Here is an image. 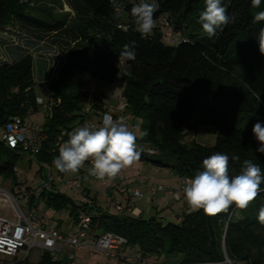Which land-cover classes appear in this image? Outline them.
<instances>
[{
  "label": "trees",
  "instance_id": "trees-1",
  "mask_svg": "<svg viewBox=\"0 0 264 264\" xmlns=\"http://www.w3.org/2000/svg\"><path fill=\"white\" fill-rule=\"evenodd\" d=\"M52 1L54 5L44 0H0V30H11L16 38L24 32L38 41L53 35L73 42L56 77L46 82L41 94L31 55L24 52L12 62L0 63L1 182L21 185L14 168L24 153L9 149L1 137L9 120H26L44 107L40 151L31 156L41 170L44 166L55 168L53 161L68 133L85 125L87 117L95 119L105 110L102 99H89L86 77L107 84L120 80L116 90L118 97L127 101L129 129L135 132L133 122L140 121L138 161L167 169L180 180H191L203 171L205 158L221 152L230 157V176L240 173L245 159L264 172V153L256 151L259 144L252 132L254 124H264V54L256 39L264 21L253 22L254 15L264 11V0L258 8L251 0H222L227 14L235 20L212 38L197 22L204 0H156V27L146 37L137 31L131 16V8L140 0ZM64 6L70 12H64ZM162 19L179 33L178 44L162 39ZM132 41L136 42L135 60L119 59L123 45ZM85 102L91 105L88 116L82 113ZM190 123L194 128L210 126L215 133L214 145L186 143L185 128ZM143 132L147 135L141 136ZM233 155L240 159L232 160ZM90 165L86 161L83 167ZM55 170L61 176L67 174ZM23 195L28 207L37 209L41 202L47 209H67L75 225L80 214L87 215L90 240L107 232L120 235L143 257L180 256V264H264V225L257 219L259 208L264 206V191L248 208L233 205L227 213L216 216L192 207L188 211L187 207L177 214L182 217L179 224H163L154 216L142 218V213L134 216L126 212L131 203L128 199L123 212L112 213L85 191L81 195L89 202L81 204L57 189L35 195L26 187ZM50 259L44 253L37 264L64 263Z\"/></svg>",
  "mask_w": 264,
  "mask_h": 264
},
{
  "label": "clouds",
  "instance_id": "clouds-1",
  "mask_svg": "<svg viewBox=\"0 0 264 264\" xmlns=\"http://www.w3.org/2000/svg\"><path fill=\"white\" fill-rule=\"evenodd\" d=\"M205 8L200 12L198 23L209 38L216 36L217 31L235 17H230L222 6V0H204ZM254 8L261 5V0H251ZM159 5L156 0L141 2L131 8V16L142 37L149 35L156 27L154 13ZM264 21V11L254 15V23ZM260 51L264 54V28L259 30L256 37ZM136 42L123 45L119 59L135 60ZM259 100L260 97H257ZM252 132L259 147L257 152L264 153V124L257 122ZM147 132L141 133V136ZM137 136L129 129L122 119H114L111 114L105 113L102 123L98 127L83 125L74 128L68 133V139L59 149V155L54 159L55 168L61 173H76L90 161L91 175L103 179L116 177L124 168L133 165L140 158L137 150ZM229 155L217 152L202 161L203 171L198 172L183 189L187 204L194 209H202L208 216L227 213L235 205L236 209H246L255 201L264 189V172L258 164L251 160L243 161L241 171L235 176L229 175ZM232 160H239L233 155ZM179 198V197H178ZM259 223L264 225V206L259 208Z\"/></svg>",
  "mask_w": 264,
  "mask_h": 264
},
{
  "label": "rangeland",
  "instance_id": "rangeland-1",
  "mask_svg": "<svg viewBox=\"0 0 264 264\" xmlns=\"http://www.w3.org/2000/svg\"><path fill=\"white\" fill-rule=\"evenodd\" d=\"M141 2H145V0H140ZM49 5H54L52 0H44ZM30 6H33L30 3ZM57 8V7H56ZM64 12H70V9L67 6L63 7ZM19 31V30H18ZM20 32V31H19ZM23 35L18 36L17 38L16 33H12L11 30H0V63L4 62H12L15 60L18 55L21 53H28L31 55L33 59V69H34V78L38 85V92L43 90H40L41 87L44 89V85L46 82L51 81L54 77H56L58 69L62 65L63 61L66 58V52L69 50V48L73 47V42L68 37H59V36H50L45 37L43 41H38L31 36H29L27 33L20 32ZM10 41V42H8ZM116 80L113 84H107L100 81L92 80L88 77L85 78V91L87 92L89 99L92 101H98L102 99L104 109L107 110L108 106L115 107L118 103V95L116 88L118 87V83ZM104 110V111H105ZM44 107L41 108L37 113L32 114L26 119V122L30 126H41L44 123ZM104 111L99 112L98 115H96L95 121H98L100 119L101 114L104 113ZM120 118V116L116 115L114 117ZM129 122V121H128ZM135 124V134H140V121H134ZM129 126V125H128ZM185 142L190 143L192 141L205 146V147H211L215 143V133L213 129L210 126H199V127H193V123H190L185 128ZM92 165H90L91 167ZM15 168L18 172V182L21 183L19 186H13L9 182H1L0 186L4 187L8 191H13L15 193H22L24 194V190L26 187H29L31 190H36L40 185L42 181V175L44 174L45 167H43L40 170L39 164L35 161V159L27 154H21L18 161L15 162ZM53 179L57 178V172L54 167H51L47 169ZM122 171L130 172L131 176L134 177V182L139 183L141 181H145L147 183V186L151 184H168V183H175L178 180V177L173 175L170 171L167 169H159L155 168L150 164H147L145 162L136 161L133 165L124 168ZM121 171V173H122ZM76 173H67L62 177V181L58 182V188L60 192L68 197H70L76 204H81L85 200H87L84 196L80 194L81 190L78 189H67L64 187V182L73 177ZM112 179H108V183H111ZM96 183V182H95ZM174 185H179L178 183ZM142 188L143 192V198L140 200L133 201L134 206L138 209H141L145 206V203L147 201V189L146 187L138 186ZM82 189V188H81ZM112 193V194H111ZM112 195L114 196V199L112 202H110ZM96 196L98 203L103 208H108L109 211L112 213H115L114 204L115 201H126L128 197L126 194L119 193L118 191H112L109 194L103 193L101 190V187L99 186L98 182L96 183V186L93 187L90 197ZM183 202H185V207L189 208L190 206L187 204L184 194L182 195ZM27 198L20 201V204L27 208ZM178 202H173L172 209L173 211L177 212L178 207L181 205L177 204ZM125 204V203H124ZM123 204V205H124ZM132 204V201H131ZM161 204L159 203L157 207H160ZM182 207V206H181ZM37 211L44 216L45 220L48 222L56 221L58 223L59 230L62 235L66 234H72L75 233L77 230V227L75 224L72 223V220L69 216V212L67 209L55 211L52 209H47L43 206V204L40 202ZM160 213V214H159ZM156 217L157 219H160L163 224H166L168 222L179 224L181 222L182 217H170L169 216V210L168 208H163L162 211H160ZM0 215L6 217V218H12V215L9 211V209L5 205H0ZM149 216L142 215V218H148ZM69 248L66 246H63L62 253L59 255L60 259L64 260L63 264H66L67 257L69 255ZM120 256L135 258L137 260H140L141 258L140 253L137 251L136 247H131L129 245H125L124 247H121L119 250ZM76 257V264H118L117 260L113 258H109L107 256H104L101 253H91L86 249L80 250L75 254ZM150 261L155 263H162L166 259L167 264H171L173 260H178L180 256H166V255H150L147 256ZM34 261H37V257L34 256ZM148 262V261H147ZM121 264H127L125 262H121Z\"/></svg>",
  "mask_w": 264,
  "mask_h": 264
},
{
  "label": "built area",
  "instance_id": "built-area-1",
  "mask_svg": "<svg viewBox=\"0 0 264 264\" xmlns=\"http://www.w3.org/2000/svg\"><path fill=\"white\" fill-rule=\"evenodd\" d=\"M160 25L162 27V39L170 45L178 44L180 41L179 33L173 31L166 19H162ZM40 89H43V87ZM37 102L41 103V99L38 98ZM90 107L91 105L85 102L82 113L88 116L91 113ZM126 107L127 101L123 97H118L117 105L115 107L108 106L98 121L87 117L85 124L93 127L100 126L105 113L111 114L113 118L118 115L128 123V114L125 112ZM40 132L41 129L38 125L30 126L26 120L13 118L5 124L1 137L9 149L34 156L40 151ZM44 167L46 171L42 175L41 185L34 190L35 195H39L43 190L57 189L60 191L57 183L62 181L63 176L57 174V178L53 179L51 173L47 170L49 168ZM14 173L18 176L16 168H14ZM89 176L94 182L99 183L103 193L115 190L126 194L130 201L143 198L141 187H125L120 184L112 185L108 183V177L100 179L91 175L90 172ZM189 181L190 179H181L177 189L167 185H151L148 188L149 196L154 197L161 193L166 197H171L174 201H179L181 194H183V189ZM82 183L83 173L78 172L64 182V187L81 190ZM25 198L22 193H14L0 186V205H5L12 215V218L0 215V264H15L19 261L37 264L44 253L50 255L52 262H57L60 260L59 255L62 253L63 246L68 247L70 251L66 264H76L75 254L83 249L91 253H101L115 260L122 259L130 264H135L133 258L119 255L120 248L127 245V240L124 237L107 232L96 239L90 240L86 232L90 218L82 214L78 216L76 232L70 235H62L56 221L48 222L37 209L23 207L20 201ZM84 202H89V200L87 199ZM124 203L125 201L116 200L114 204L115 210L123 212ZM133 209V206L129 203L126 212L133 213ZM34 256L37 257V261H34ZM147 264L160 263L148 261Z\"/></svg>",
  "mask_w": 264,
  "mask_h": 264
},
{
  "label": "crops",
  "instance_id": "crops-1",
  "mask_svg": "<svg viewBox=\"0 0 264 264\" xmlns=\"http://www.w3.org/2000/svg\"><path fill=\"white\" fill-rule=\"evenodd\" d=\"M91 167L90 166H86V167H82L81 169H84V172H83V183H82V189H81V191H85V193H88L89 195L91 194V191H92V189H93V187H95L96 186V183L90 178V176H89V169H90ZM79 173H80V171H79ZM134 177H132L131 176V174H130V172H126V171H122V173L120 172L116 177H108V179L110 180V179H112L111 180V183H112V185H116V184H120V185H123V186H125V187H138L139 185L140 186H142L143 185V187H146V189H147V201H146V203H145V206L144 207H142L141 209H138L137 207H135L134 205H133V213H131L132 215H134V216H139L140 215V213H142L141 215H146V216H157L158 215V213L160 212V211H162V209L163 208H168V210H169V216L170 217H174V216H176L177 217V214L179 213V212H182L183 210H185L186 209V207H185V202H183V198H182V196H181V200L180 201H177L178 203V205H181V206H179L178 207V211L177 212H175V211H173V209H172V204H173V202H176V201H174L171 197H169V196H164L163 194H161V193H158L157 195H155L153 198L152 197H150L149 196V192H148V186H147V183L145 182V181H141V182H139V183H135L134 182V179H133ZM176 184L178 183H180V179L178 178V180L175 182ZM174 183V184H175ZM99 184V183H98ZM173 183H168V184H164V185H167V186H169V187H171V188H173V189H177L178 187H179V185L177 186V185H174ZM151 185H156V184H151ZM151 185H149V187L151 186ZM157 185H161V184H157ZM100 186V185H99ZM110 193V192H109ZM109 193H107V194H109ZM80 194H81V192H80ZM112 194V193H111ZM95 198H96V202L98 203V201H97V197L95 196ZM112 199H114V196L112 195V197H111V200ZM128 201H129V199H128ZM161 204V206L160 207H157V205L158 204ZM99 204V203H98ZM132 204H134V202L132 201ZM130 205H131V203H130ZM99 206L100 207H102L100 204H99ZM103 208V207H102ZM104 209H107V210H109L108 208H104ZM160 214V213H159ZM159 216V215H158ZM73 234V233H72ZM64 235H66V234H64ZM70 235V234H69ZM134 259V263L135 264H147V261H150L149 260V258H147V257H143V256H141V258H139L140 260H137V259H135V258H133ZM121 262H125V263H127V264H130V263H128V262H126V261H124V260H122V259H120V260H117V263L118 264H121ZM167 261H166V259H165V261L164 262H162V263H160V264H167L166 263ZM159 263V262H158ZM171 264H180V258L178 259V260H173V262L171 263Z\"/></svg>",
  "mask_w": 264,
  "mask_h": 264
},
{
  "label": "water",
  "instance_id": "water-1",
  "mask_svg": "<svg viewBox=\"0 0 264 264\" xmlns=\"http://www.w3.org/2000/svg\"><path fill=\"white\" fill-rule=\"evenodd\" d=\"M227 263L229 264V261Z\"/></svg>",
  "mask_w": 264,
  "mask_h": 264
}]
</instances>
